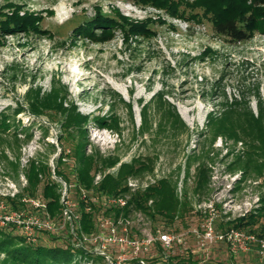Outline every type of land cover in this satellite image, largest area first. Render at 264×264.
<instances>
[{
  "label": "rangeland",
  "instance_id": "obj_1",
  "mask_svg": "<svg viewBox=\"0 0 264 264\" xmlns=\"http://www.w3.org/2000/svg\"><path fill=\"white\" fill-rule=\"evenodd\" d=\"M11 4L21 7V14L40 16L39 27L48 34L0 31V114L14 117L11 128L0 131V214L17 211L8 206L6 197L22 194L26 187L23 169L30 159L47 167V177L57 184L60 196L64 183L74 182L71 152L76 142L61 127V116L53 112L35 116L28 110L31 90L39 89L42 95L59 83L66 89L65 106L73 103L90 119L114 114L118 120L117 131L98 128L91 121L84 127L86 154L119 159L113 168L97 172L93 183L96 176L101 179L107 173L116 174L121 163L135 159L149 170L127 177L124 188L132 178L139 186L136 192L161 178L177 184L182 213L172 223L160 217L152 219L139 210L153 231L180 239L169 249L157 247L142 255L144 264H175L178 259L182 264H264V253L258 254L255 246L234 253V238L210 240L205 236L209 224L213 235L227 230L253 235L250 230L259 231L263 223L259 218L252 227L236 229L232 225L238 218L255 213L264 195V170L258 175L253 168L244 169L247 154L260 143L242 133L238 142L226 136L213 138L207 121L210 114L218 116L243 96L254 116L258 114L257 93L264 106V32L233 42L217 34L198 10L197 18L191 19L188 13L181 19L135 0H0L2 12L9 13L6 6ZM98 11L113 19H118V14L132 21L150 18L154 20L149 26L153 36L130 35L124 40L121 30L115 28L113 39L97 43L79 34L78 28L94 19ZM93 28L94 34L100 33L97 25ZM208 49L210 54H206ZM159 94L187 130L169 127L168 113L162 109L165 105L157 102ZM18 108L22 112L13 115ZM202 165L208 182L206 189L195 191L196 168ZM130 191L118 194H126L123 196L130 202ZM73 193L71 190L72 197ZM133 209L128 206L130 214L126 216L131 226L139 224ZM120 215L116 211L115 216ZM97 221L94 212L92 231ZM8 228L17 231L15 225ZM70 233V227L51 234L39 231L36 241L49 247L74 248ZM74 250L88 258L76 264L106 263L93 250L91 256L80 247Z\"/></svg>",
  "mask_w": 264,
  "mask_h": 264
},
{
  "label": "trees",
  "instance_id": "obj_2",
  "mask_svg": "<svg viewBox=\"0 0 264 264\" xmlns=\"http://www.w3.org/2000/svg\"><path fill=\"white\" fill-rule=\"evenodd\" d=\"M144 6H151L158 10H164L167 14L177 18H185V15L191 13V19L198 17L196 10L201 12V17L208 20L215 32L221 36L228 37L233 42H241L256 32H264V0H135ZM9 13L2 12L0 7V16L4 17L0 20V31L6 33L23 32L29 34L31 32L39 35L48 34L40 29L41 17L34 13L23 12L21 7L13 4L7 5ZM154 20L147 18L141 21H132L127 17L118 14V19L103 16L98 11L96 17L88 21L80 28L78 32L81 35L90 37L93 41L105 42L114 38L113 30L119 28L122 32L124 40L130 35L140 38L153 36L149 29ZM161 23H163L161 21ZM93 25H97L99 34L92 32ZM208 49L206 54H210ZM65 87L61 84H55L50 92L42 94L39 89L31 90L28 93V110L29 113L38 116L47 112H53L61 116V127L66 131L73 145L72 154L75 158V169L73 174L72 191L74 197L79 201L81 209L82 230L85 233L91 232L93 213L99 211L98 205L91 203L89 200L92 193L104 194L108 196L116 195L126 191L123 183L127 177L138 176L149 170L144 162L133 159L130 163H121L116 174H105L97 184H94V175L99 171L113 168L119 162L116 157H102L98 154L89 155L85 151V125L91 121L93 125L102 129L118 130V120L114 114L108 116H93L91 119L88 115L81 114L73 103L65 106ZM257 106L258 114L254 116L251 112L248 101L245 97L239 100L234 99L225 111L218 116L209 115L207 125L213 138L217 136H226L235 142L241 140L240 133L248 139L256 140L259 146H254V150L247 154L244 169L253 168L258 175L264 170V106L259 98L258 93ZM157 102H162V94L157 96ZM162 109L168 113L166 118L172 130H187L185 124L181 121L176 111L170 107L165 101ZM167 107V108H166ZM238 108V109H237ZM241 111V113H237ZM22 112L21 108L14 111L13 115ZM236 115V118L233 116ZM12 120V121H11ZM14 120L13 116L0 114V131L7 132ZM145 118H143V121ZM11 121V122H10ZM142 129V128H141ZM143 130V129H142ZM141 130V131H142ZM62 157L59 158V163ZM241 161V160H240ZM204 165L196 168L197 179L195 191L199 188L206 189L208 182L207 171ZM48 169L46 166L38 164L34 159H30L23 174L26 179V187L23 188L22 194L15 197H6V203L13 210H22L25 208L20 201L21 197L40 198L46 202L47 211L51 218L59 215V197L57 193V184L52 183L47 177ZM62 178H67L63 172L57 171ZM48 179L44 182L42 178ZM44 179V180H45ZM68 179V178H67ZM43 181V182H41ZM42 184L41 192L38 193V187ZM85 191L87 199L80 198V192ZM177 184L169 178H161L149 185L143 191L133 193L128 206L144 212L150 218L160 217L168 223H172L180 212V202L177 197ZM91 206L92 212H84L85 206ZM124 212L127 213V208ZM98 210V211H97ZM118 212V211H117ZM181 216V214H180ZM263 218V223L259 227V231L250 230L249 234H253L258 238H264V195L260 198V206L255 213L238 218L232 224L234 228L239 229L244 225L251 227L258 223V219ZM39 243V242H38ZM27 244L23 237L14 229L0 228V264H73L76 261L80 263L81 259L87 260L84 253L80 250H74L73 247L61 249L57 247H49L40 244ZM160 249V247L157 245ZM78 252L80 254H78ZM78 257V260L76 259ZM180 259L175 264H182ZM76 264V263H75ZM135 264H137L135 262ZM168 264H172L169 262Z\"/></svg>",
  "mask_w": 264,
  "mask_h": 264
},
{
  "label": "built area",
  "instance_id": "obj_3",
  "mask_svg": "<svg viewBox=\"0 0 264 264\" xmlns=\"http://www.w3.org/2000/svg\"><path fill=\"white\" fill-rule=\"evenodd\" d=\"M95 180L94 184H97L100 177L96 176ZM133 181L137 180L134 178L129 180L126 189L135 193L139 189V186ZM150 182H152L151 184L154 183L153 180ZM73 187L64 183V191H62L59 200V215L56 216V221L51 220L53 218L49 216L44 200L24 197L21 200L25 206L24 209L4 215L0 214V228L7 229L10 224L15 225L19 235L25 238L27 242L36 244L39 242L36 241L38 237L37 232L41 231L51 234L70 227L71 233L69 238L73 242V245L75 244L74 248L80 247L90 256L91 251H95L106 262L105 264H130L133 261L137 264H144L141 256L157 248V245L162 249H169L175 243L180 242V239L171 233L159 231L158 229L153 231L152 228H149L150 225L139 214V210L135 208L133 211L137 214L134 217L136 221L139 220V224L136 222L134 226L129 225V220L126 216L130 212H123L129 204V197L123 196L126 194L122 193L113 196L97 193L90 195L89 200L91 203L97 204L99 208L98 213H96L98 221L95 225V231L85 233L82 230L79 201L71 196ZM14 195L13 193L12 197ZM80 198L87 199L85 191L81 190ZM1 207L3 206L1 205ZM116 211H120L122 216H115ZM84 212H92L91 206H85ZM140 229L141 232H139ZM213 232L209 224L205 230L206 238L211 240L214 237L226 241L234 238L235 247L232 249L234 253L249 251L253 246L256 247L258 254L262 255L264 253V239H257L254 235L234 230L220 232L217 235H213ZM92 247L93 249H91Z\"/></svg>",
  "mask_w": 264,
  "mask_h": 264
}]
</instances>
